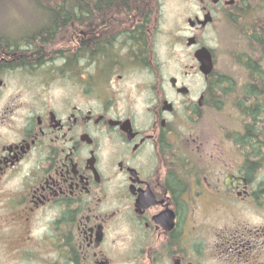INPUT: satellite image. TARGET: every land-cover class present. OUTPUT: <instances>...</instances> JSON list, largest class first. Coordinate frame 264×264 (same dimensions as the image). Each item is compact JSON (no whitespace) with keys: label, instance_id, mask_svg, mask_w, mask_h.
I'll return each instance as SVG.
<instances>
[{"label":"flooded vegetation","instance_id":"af4514ba","mask_svg":"<svg viewBox=\"0 0 264 264\" xmlns=\"http://www.w3.org/2000/svg\"><path fill=\"white\" fill-rule=\"evenodd\" d=\"M197 1L167 33L150 12L93 27L90 0L52 33L0 24V264H264V0ZM220 19L245 47L227 83L245 122L212 135L216 52L209 75L195 54Z\"/></svg>","mask_w":264,"mask_h":264},{"label":"rangeland","instance_id":"374dc122","mask_svg":"<svg viewBox=\"0 0 264 264\" xmlns=\"http://www.w3.org/2000/svg\"><path fill=\"white\" fill-rule=\"evenodd\" d=\"M29 0H0V24L13 23L23 26L28 22L29 17H34L31 13ZM161 11L157 13V18L162 23V28L166 33L173 29L176 23L188 25V18L194 17L199 9L197 0H160ZM160 43L163 45L161 53L168 58L169 66L172 72H179L188 69L186 65L192 62L191 56L186 55L189 51L186 46L176 45L175 48L165 46L167 36L159 35ZM203 44L216 52V68L219 75H229L233 81L240 84L245 80V73L242 66L235 63L233 55L245 50L241 41V36L233 32L226 22L221 19L217 23L203 32ZM193 56V55H192ZM194 58V57H193ZM238 88L239 86L236 85ZM237 118L232 117V111L228 96L219 108L209 110L204 118L203 128L210 134L221 130H228L230 127L238 128L240 126ZM235 121V122H234ZM237 122V123H236Z\"/></svg>","mask_w":264,"mask_h":264},{"label":"trees","instance_id":"16d2710c","mask_svg":"<svg viewBox=\"0 0 264 264\" xmlns=\"http://www.w3.org/2000/svg\"><path fill=\"white\" fill-rule=\"evenodd\" d=\"M31 5V13L34 17H29L31 19H44L43 24H34L35 30L31 33H52V28H57L59 26V21L61 18H69L71 16L72 9L71 3H84L87 0H29ZM92 2L91 12L92 18L97 21H93L92 26H100L99 20L103 18H133L136 13L139 17L147 15L149 12L155 14L160 11V0H90ZM115 3H134L139 5V8L132 6H124L123 8L117 7V5H112ZM83 9V6L81 7ZM40 30H36V29ZM49 28L48 30H45ZM45 30V31H44ZM243 49H240L236 57L239 61L244 58ZM217 69V68H216ZM218 73V71L216 70ZM215 75V73H214ZM213 75V76H214ZM219 75V73H218ZM218 86L222 93L220 95L219 105L223 104L226 97L228 96L227 83H232L233 78L229 75H219ZM239 106L245 108V101L242 99ZM244 111H242V117L239 120L240 126L244 124Z\"/></svg>","mask_w":264,"mask_h":264},{"label":"water","instance_id":"95a60500","mask_svg":"<svg viewBox=\"0 0 264 264\" xmlns=\"http://www.w3.org/2000/svg\"><path fill=\"white\" fill-rule=\"evenodd\" d=\"M215 1H219V0H215ZM211 21V17L206 15L203 23L207 24L208 22ZM192 22V20H191ZM190 44L192 43L193 39L190 38L189 40ZM198 62L200 63V70L205 74V75H209L213 72L214 70V59H213V54L212 51L209 47L204 46L203 48L199 49L196 54H195Z\"/></svg>","mask_w":264,"mask_h":264}]
</instances>
